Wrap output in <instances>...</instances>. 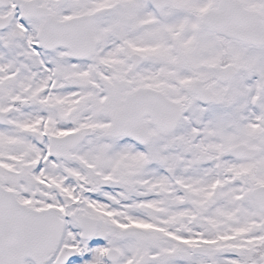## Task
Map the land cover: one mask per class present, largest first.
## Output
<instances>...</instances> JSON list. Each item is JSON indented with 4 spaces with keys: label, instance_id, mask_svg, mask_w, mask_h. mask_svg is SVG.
I'll use <instances>...</instances> for the list:
<instances>
[{
    "label": "snow or ice",
    "instance_id": "snow-or-ice-1",
    "mask_svg": "<svg viewBox=\"0 0 264 264\" xmlns=\"http://www.w3.org/2000/svg\"><path fill=\"white\" fill-rule=\"evenodd\" d=\"M0 264H264V0H0Z\"/></svg>",
    "mask_w": 264,
    "mask_h": 264
}]
</instances>
